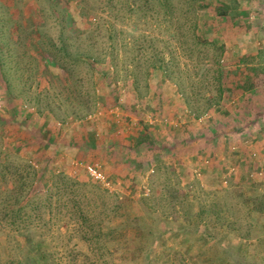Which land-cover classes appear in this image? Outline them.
Here are the masks:
<instances>
[{
	"label": "rangeland",
	"instance_id": "obj_1",
	"mask_svg": "<svg viewBox=\"0 0 264 264\" xmlns=\"http://www.w3.org/2000/svg\"><path fill=\"white\" fill-rule=\"evenodd\" d=\"M0 45V264H263L264 0H0Z\"/></svg>",
	"mask_w": 264,
	"mask_h": 264
},
{
	"label": "trees",
	"instance_id": "obj_2",
	"mask_svg": "<svg viewBox=\"0 0 264 264\" xmlns=\"http://www.w3.org/2000/svg\"><path fill=\"white\" fill-rule=\"evenodd\" d=\"M1 56H2V47L0 45V61H1ZM88 221L89 220L86 219V225H85V222H84V225H85V227L87 229L86 232H88L90 230L89 226H87ZM100 229L102 230V228H100ZM95 237H96L95 240H97L98 242H100L101 239L103 240L101 235H95ZM108 239H109L107 241L108 244L109 243L111 244V243L117 241V237H113V236H112V238H108ZM19 240L21 241L22 245H24V247H25V245H27L28 247L27 246L25 247V248H27V251H26L27 253L25 254L26 258L24 257L25 258L24 259L25 262H18L17 264H26V262L28 264H48L50 256H49L48 252L42 251V248H41L42 244H43V243H41L42 241H36L35 244L32 243V242L30 243L28 237L24 236V235L20 236ZM92 242H94V241L92 240ZM26 243H28V244H26ZM102 243H103V246H105V245L107 246L108 245L107 243H105V241L102 242ZM93 244L94 243H89L90 248H91V246L93 247ZM33 251H38V254L37 255H32L31 253ZM85 256H87V255H85ZM262 262L264 264V259L262 260ZM105 263H106V261H105V259H103L102 256H98L97 254H95L93 261H91L89 264H105Z\"/></svg>",
	"mask_w": 264,
	"mask_h": 264
},
{
	"label": "built area",
	"instance_id": "obj_3",
	"mask_svg": "<svg viewBox=\"0 0 264 264\" xmlns=\"http://www.w3.org/2000/svg\"><path fill=\"white\" fill-rule=\"evenodd\" d=\"M84 168L87 171V173L94 179L104 183L107 186L110 185L107 175L105 174L104 170L102 169L100 165L89 163V164L84 165Z\"/></svg>",
	"mask_w": 264,
	"mask_h": 264
}]
</instances>
